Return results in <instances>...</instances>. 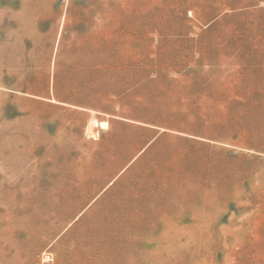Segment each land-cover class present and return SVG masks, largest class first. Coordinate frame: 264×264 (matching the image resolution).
I'll list each match as a JSON object with an SVG mask.
<instances>
[{"label":"rangeland","instance_id":"374dc122","mask_svg":"<svg viewBox=\"0 0 264 264\" xmlns=\"http://www.w3.org/2000/svg\"><path fill=\"white\" fill-rule=\"evenodd\" d=\"M0 264H264V0H0Z\"/></svg>","mask_w":264,"mask_h":264}]
</instances>
